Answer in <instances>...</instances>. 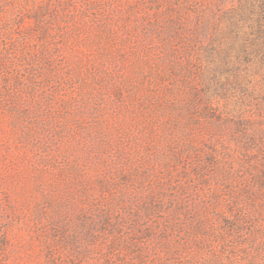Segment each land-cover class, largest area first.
Returning a JSON list of instances; mask_svg holds the SVG:
<instances>
[{
	"label": "rangeland",
	"instance_id": "374dc122",
	"mask_svg": "<svg viewBox=\"0 0 264 264\" xmlns=\"http://www.w3.org/2000/svg\"><path fill=\"white\" fill-rule=\"evenodd\" d=\"M0 264H264V0H0Z\"/></svg>",
	"mask_w": 264,
	"mask_h": 264
}]
</instances>
